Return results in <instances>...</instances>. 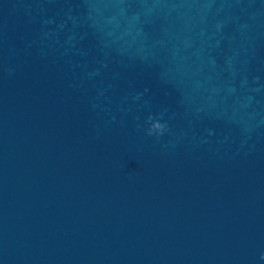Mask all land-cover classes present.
<instances>
[{"label":"water","instance_id":"water-1","mask_svg":"<svg viewBox=\"0 0 264 264\" xmlns=\"http://www.w3.org/2000/svg\"><path fill=\"white\" fill-rule=\"evenodd\" d=\"M262 256L264 0H0V264Z\"/></svg>","mask_w":264,"mask_h":264},{"label":"clouds","instance_id":"clouds-1","mask_svg":"<svg viewBox=\"0 0 264 264\" xmlns=\"http://www.w3.org/2000/svg\"><path fill=\"white\" fill-rule=\"evenodd\" d=\"M149 119L154 121V122L152 123V126L149 129L148 134L149 135H155L156 133L163 134L164 131L166 130V125L160 123L158 120H155L154 117H150ZM261 258L264 259V256H262Z\"/></svg>","mask_w":264,"mask_h":264}]
</instances>
